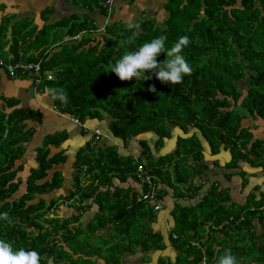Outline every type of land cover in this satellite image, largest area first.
I'll return each mask as SVG.
<instances>
[{
  "label": "trees",
  "instance_id": "1",
  "mask_svg": "<svg viewBox=\"0 0 264 264\" xmlns=\"http://www.w3.org/2000/svg\"><path fill=\"white\" fill-rule=\"evenodd\" d=\"M68 2L91 11L99 7L106 13L102 0ZM167 7L170 16L165 27L145 20L139 29H128L124 23L112 20L105 32L99 31L96 19L86 12L75 11L41 28L33 23L32 16H26L13 25L10 53L4 48L11 16L16 14H6L0 23V58L6 63L41 61L43 71L54 70V78L45 80L42 86L47 91L62 89L67 94V103H62L48 91L60 113L83 123L103 119L108 113L116 137L127 140L155 131L159 135L157 146L171 136V125H178L185 133L195 127L212 152L222 144L231 150L230 166L248 161L261 166L264 173V139L254 137L252 128L243 123L246 118L264 120V0H242L240 6L237 0H168ZM42 16L46 18L45 12ZM133 32L135 40L129 43ZM78 34L80 38L74 39ZM160 35L167 37L166 48L181 36L190 39L182 54L193 72L184 76L182 83H161L151 73H145L151 75L148 80L121 81L110 71L126 51H135ZM166 58V53H161L157 60L163 62ZM0 68L5 69L1 64ZM239 81H247L245 89L239 87ZM150 85H155V93L148 91ZM0 99L4 101L0 108V213L8 212L12 219L11 224L0 219V239L9 242L14 251H37L40 264H96L99 259L105 264H123L122 255L136 248L150 251L165 246L160 232L144 219L154 214L151 202L126 193L124 200L113 203L108 191H98L101 179L136 176L143 180L147 192L149 186L139 171L142 166L156 187L162 180L175 188L176 196H184L192 179L208 169L197 133L179 136L175 149L158 159L146 140L140 141L143 150L138 159L120 155L116 146L97 148L87 143L84 148L91 154L83 155V148L78 152L73 169L75 189L66 196L75 210L62 218L56 209L60 206L58 198L48 194L62 186L63 176L59 171L51 178L48 175L55 165L66 162L62 150L51 155L50 145H60L67 132L46 135L35 148L37 165L26 168L24 143L35 133L33 127H27L28 121L40 122L42 114L17 107L19 100L15 97ZM88 180L91 182L87 184ZM179 183L186 188L182 190L176 185ZM121 192L116 191L114 197ZM157 192L162 201L159 188ZM94 194L99 210L90 219L86 217L89 205L85 201ZM227 201V191L212 185L197 205L176 204V226L170 236L180 251L175 264H204V256L206 264H217L218 257L227 250L239 264H264V232L258 233L264 229V199L254 202L257 208L248 209V204L238 211ZM205 225L209 228L203 237L199 230ZM99 230L104 235L98 236ZM94 238L104 246L93 244ZM126 239L130 241L127 245L122 242ZM197 239L201 243L194 242ZM160 264L168 263L162 259Z\"/></svg>",
  "mask_w": 264,
  "mask_h": 264
},
{
  "label": "crops",
  "instance_id": "2",
  "mask_svg": "<svg viewBox=\"0 0 264 264\" xmlns=\"http://www.w3.org/2000/svg\"><path fill=\"white\" fill-rule=\"evenodd\" d=\"M24 1L25 0H22L23 3H19L18 1L16 2V0H0V3L8 6L6 14H16L15 16H11L7 33L8 44L4 48L9 53L11 51V46L14 43L13 25L18 19L32 16L34 18L33 23L36 24L38 28H41L44 25L55 23L64 17L72 15L75 11H78L76 10L78 7L72 2H68V0H29L25 3ZM237 2L240 6L242 0H237ZM117 3L120 5L118 14L116 16L113 15V8L112 17L109 22L116 20L127 26V23L131 21L138 23L140 28L142 21L153 20L157 26L165 27L166 20L170 16V11L167 7L168 0H118ZM65 6L68 8L67 12H64ZM50 8L51 10H49ZM99 9L100 8L97 7L95 11H91L83 8L82 13L86 12L92 14L96 19L100 31L105 23L106 16L105 13L103 14ZM44 12L46 18H43L42 16ZM4 15L5 14L0 13V20ZM98 36V39H100V35ZM1 96L15 97L19 100L17 107H23L27 110L34 109L40 111L42 114L40 122L32 120L28 121L27 127H33L35 129L33 138L24 143L27 148L25 155L27 158L28 156L31 157L30 160H27L30 166H36L37 162L35 155L30 151L32 149L29 145L32 147L34 146L33 151L36 152L35 148L42 143V140L46 135L62 131L67 132L66 139L60 145H50L51 155L62 150L66 162L55 165L48 175V178H51L56 171H59L63 176L62 186L55 189L51 194H48L50 197L54 196L58 198L60 206L56 207V209L58 215L62 218L71 215L75 210V208L71 206L72 203H67L66 201L63 203L62 200L66 199V196L75 189L73 173L74 163L77 159L78 152L84 148L87 143L96 146L97 148H105L111 145L116 146L120 155H130L133 158L138 159L142 155L143 150L140 141L146 140L151 148L152 155L158 159L175 149L179 136L186 137L197 133L204 147V162L207 163L208 169L203 172L202 175L196 176L192 179V186L184 191V196H176L175 188L169 183H165L162 180L158 183L157 187L159 188L163 199V208L161 210L154 209L153 216L149 218L147 215L144 219L154 231L160 232L163 238L162 242L165 246L150 251H144L142 248H138L134 252L125 253L126 258L129 260V264L133 263L132 258L134 257L140 258L139 264H141V259L143 260L142 264H160L162 259L168 264H175L180 251L173 246L170 238L176 226L173 210L178 202L185 206L197 205L203 200L205 195L210 192L212 185L217 187L218 190L227 191V194L229 195V201H227V203L230 206L232 205L236 211L249 205L250 206L247 207L248 209L257 208L254 205V202H259L264 199V173L262 172V167L253 166L248 161L242 160L239 161L235 167L230 166L229 164L232 160L231 150L227 148L225 144H222L217 152H212L209 142L195 127H192L188 133H185L178 125H171V136L165 137L163 143L159 146L156 145L159 135L155 131L142 132L127 140L116 137L110 129L109 125L111 118L108 113L104 114L105 116L103 119L87 120V124L91 127V131H87L76 124L69 114L60 113L58 109H56L53 98L46 89H43V86L35 90L32 78L29 75L28 77H11L3 68H0V97ZM2 104L4 105V101L0 99V108ZM8 110L10 111L12 108H8ZM248 120L251 122L244 125L252 128L254 137L264 139V127L261 124V120H264L261 118L256 120L246 118L243 123ZM256 121H258L260 125L255 126ZM96 130L100 131L102 134L101 138L97 141H95L93 134L96 133ZM244 172L246 173L244 174ZM90 182L91 180H88L87 184ZM171 182H174L173 179ZM144 186L143 180L136 176L125 174L119 176L113 175L110 178L105 177V179H101V185L98 191H108L110 194L108 195V199L112 201L114 198L113 203H115V201L120 198H122L121 200H124L126 193L130 195L135 193L137 196H140L144 192ZM186 186L187 185H184L183 190ZM120 190H122L121 195L114 197L116 191ZM95 198L96 194L85 201V205H89L86 215L90 216V219L94 217L99 210V204ZM255 222H258L257 218L255 219ZM260 226L261 224L258 223L259 229ZM207 228H209L208 225H205L204 230L200 229L199 235L203 237L207 236ZM112 229H114V227ZM262 232H264V229L258 231V233ZM106 233L108 234V231H106ZM199 240L200 239H197L194 242L198 241L201 243V240ZM99 264H101V262H99Z\"/></svg>",
  "mask_w": 264,
  "mask_h": 264
},
{
  "label": "clouds",
  "instance_id": "3",
  "mask_svg": "<svg viewBox=\"0 0 264 264\" xmlns=\"http://www.w3.org/2000/svg\"><path fill=\"white\" fill-rule=\"evenodd\" d=\"M128 29H139V24L129 21ZM136 32L128 38V42L135 40ZM167 37L160 35L153 38L150 42L143 43L135 51H126L123 56L116 61L110 71L121 81H131L133 78L138 80H148L151 75L155 74L156 79L165 84L182 83L184 76L191 75L193 68L182 54L183 49L190 44L188 36H181L174 42L170 48H166ZM161 53H166V60L159 62L157 57ZM53 98L59 99L62 103H67L68 97L64 90L49 89ZM148 91L155 93V85H150ZM0 219L12 223V219L8 212L0 213ZM40 254L35 250H13L12 245L0 239V264H40ZM217 264H239L235 255L231 250H227L217 259Z\"/></svg>",
  "mask_w": 264,
  "mask_h": 264
},
{
  "label": "built area",
  "instance_id": "4",
  "mask_svg": "<svg viewBox=\"0 0 264 264\" xmlns=\"http://www.w3.org/2000/svg\"><path fill=\"white\" fill-rule=\"evenodd\" d=\"M116 3V0H102L101 4L103 7L106 8L105 13V23L100 29V31H106V24L109 22L110 18L112 17L113 8ZM74 39H79L80 35H75L73 37ZM0 64L1 66H4V68L7 70L8 74L11 77H17L19 75L27 74L32 78L33 86L35 90H37L39 87H41L45 80H52L54 78V71L53 70H42L41 61H19L16 63L9 62L6 63L3 59L0 58ZM76 123H78L83 129L85 130H91L90 126H87L85 123L81 122L79 119L75 118L74 116H70ZM95 138L96 140H99L102 136L101 132L96 130ZM139 171L141 174H143L144 180L146 184L149 186V190L147 192H143L139 199H144L148 201H155L154 208L155 210L161 209L163 207L162 201L159 199L157 187L155 182L152 180V178L147 175L146 171L142 166H139ZM206 257H203V262L206 264Z\"/></svg>",
  "mask_w": 264,
  "mask_h": 264
},
{
  "label": "rangeland",
  "instance_id": "5",
  "mask_svg": "<svg viewBox=\"0 0 264 264\" xmlns=\"http://www.w3.org/2000/svg\"><path fill=\"white\" fill-rule=\"evenodd\" d=\"M6 1H9V0H6ZM19 2V3H21L22 2V0H16V2ZM27 1H29V0H25L24 1V3L25 2H27ZM118 2V0H116V4H115V7H114V14L113 15H117L118 14V10H119V8H120V5H119V3H117ZM23 3V2H22ZM235 7H238V6H235ZM226 8H231V7H226ZM242 8V7H241ZM7 9H8V6H5L4 5V7H1L0 8V13H2V14H5L6 15V11H7ZM76 10H78L79 11V13H82L83 12V10L82 9H80V8H76ZM68 11V8L65 6V9H64V12H67ZM227 12H228V14L231 16L232 15V12L230 11V10H227ZM9 15V14H8ZM68 15V14H67ZM66 15V16H67ZM2 22V20H0V23ZM8 55V54H7ZM246 84H247V81L246 82H244V81H239V83H238V85H239V87L240 88H242V89H245V87H246ZM71 116V115H70ZM78 119V118H77ZM248 122H251V121H245L244 122V124H246V123H248ZM253 122V121H252ZM76 124H78V123H76ZM87 126H89L88 124H87V122L85 123ZM261 124H262V126L264 127V121H262L261 120ZM79 125V124H78ZM258 125H260V123L258 122V121H256L255 122V126H258ZM80 126V125H79ZM81 127V126H80ZM262 127V128H263ZM82 128V127H81ZM261 128V129H262ZM83 129V128H82ZM85 130V129H84ZM88 131H91L90 129L88 130ZM190 131V130H189ZM94 134V133H93ZM94 138H95V134H94ZM95 141H97L96 140V138H95ZM193 142V141H192ZM29 147H31V149L32 150H30L31 152H32V154L33 155H35L36 154V152L35 151H33V148H34V146L32 147V146H30L29 145ZM83 152H82V154L83 155H89V154H91L90 152H89V150L87 149V148H83V150H82ZM30 156H28V158H27V156L25 155L24 157H23V159H26V160H30ZM192 162V161H191ZM190 164H192V163H190ZM29 162H27L26 163V168H28L29 167ZM24 173H26V172H24ZM182 182V181H181ZM177 186H179V187H181V189L183 190V187H184V183H179V184H176ZM186 191V190H185ZM63 202H67V203H72V200H66V199H63L62 200ZM163 208V207H162ZM161 208V209H162ZM161 209H158V210H161ZM205 209H207V207H205ZM87 216V215H86ZM113 228V227H112ZM97 235L98 236H102V235H104V233L102 232V230H99L98 232H97ZM120 238V237H119ZM119 238H116L115 240H114V242L115 243H117L118 242V240H119ZM100 239H102V238H100ZM92 243L93 244H95V245H100V246H104L103 244H101V243H99V238H94V239H92ZM109 241H111V240H109ZM109 241H106V243H107V245L106 246H108L110 243H109ZM122 242H125V244L127 245L128 243H130V241L128 240V239H126V240H124V241H122ZM105 243V244H106ZM135 243H132V246L133 247H135ZM138 248H136L134 251H136ZM125 257V258H124ZM132 261H133V263H130V264H139V261H140V258H132ZM99 262H101V264H105V262H103L102 261V259H100L99 260ZM99 262L97 261L96 262V264H99ZM121 262L123 263V264H129V260H128V258H126V254H124V255H122V257H121ZM142 262H143V260L141 259V264H142Z\"/></svg>",
  "mask_w": 264,
  "mask_h": 264
},
{
  "label": "water",
  "instance_id": "6",
  "mask_svg": "<svg viewBox=\"0 0 264 264\" xmlns=\"http://www.w3.org/2000/svg\"><path fill=\"white\" fill-rule=\"evenodd\" d=\"M6 134H7V133H6ZM155 203H156L155 201H151V204H152V206H154V205H155Z\"/></svg>",
  "mask_w": 264,
  "mask_h": 264
}]
</instances>
